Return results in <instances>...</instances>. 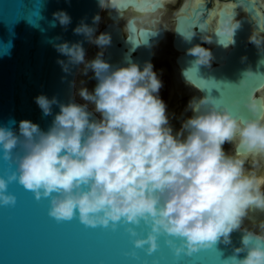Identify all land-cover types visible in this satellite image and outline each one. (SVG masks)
Listing matches in <instances>:
<instances>
[{
	"label": "clouds",
	"instance_id": "obj_1",
	"mask_svg": "<svg viewBox=\"0 0 264 264\" xmlns=\"http://www.w3.org/2000/svg\"><path fill=\"white\" fill-rule=\"evenodd\" d=\"M98 5L117 10L119 0ZM52 15L53 26L71 23L63 9ZM100 19L98 13L92 24L82 18L72 29L100 49L94 58L86 59L82 41L53 43L66 57L57 59L61 70L82 65L81 74L91 71L94 87L81 80L67 103L34 97L45 116L53 115V105L59 108L47 130L26 119L15 128L0 125V159L7 164L0 206L16 204L8 190L15 183L37 201L47 199V214L57 222L76 218L85 227H122L132 245L125 256L137 257V250L151 255L161 238L176 258L231 244V233L241 229L249 211H264V119L256 117V103L246 100L251 116L240 118L211 95L193 97L185 108L191 115L174 129L159 95L163 82L150 61L111 65L103 59L111 36L97 34ZM239 26L228 17L218 31L232 36ZM248 40L264 52V34L254 31ZM187 53L195 65L209 66L213 59L201 44ZM225 144L234 146L231 153ZM258 227L242 230L224 264H264V221Z\"/></svg>",
	"mask_w": 264,
	"mask_h": 264
},
{
	"label": "water",
	"instance_id": "obj_2",
	"mask_svg": "<svg viewBox=\"0 0 264 264\" xmlns=\"http://www.w3.org/2000/svg\"><path fill=\"white\" fill-rule=\"evenodd\" d=\"M234 2L226 6L230 12L226 7L220 10L211 32L206 15L208 5L200 3L187 16L177 18L173 42L181 54L170 59L169 65L187 94L184 113L190 112L185 111L190 99L211 95L240 118L251 116L244 107L250 99L257 105L256 117L264 119V52L248 40L254 31L264 33V17L257 9V0ZM162 5V0H119L118 9L107 12L103 23L98 0H0V125L15 128L26 119L47 130L59 108L53 105V115L45 116L34 97L45 94L67 103L75 92L72 81H76L83 67L73 66L70 73L63 72L57 59L66 57L56 51L53 43L82 41L85 56L89 50H100L84 40L82 34L72 31L82 18L92 24V17L100 15L97 34L106 32L111 36L103 55L108 63L120 65L130 61L142 66L150 61L155 70L156 52L165 38L164 28L151 26L142 21V16L127 15L125 11L133 8L139 13H154ZM60 9L71 17L66 29L59 23L53 26L52 13ZM236 9L245 15L240 16ZM228 17L240 23L232 36L218 31L219 22ZM192 32L195 35L188 39ZM195 44L211 50L213 59L209 66L194 64L195 57L187 49ZM91 76L89 72L84 77L93 88L96 82ZM241 79L243 84L239 83ZM181 84L191 85L193 93ZM6 168V162L0 159V175ZM8 190L17 200L14 206H0V264H224L233 254V247L239 246L245 229L241 226L231 233V244L217 243L214 249L191 256L174 257L163 238L161 247L151 255L137 250V257L125 256L132 245L122 227L117 231L85 227L76 218L57 222L47 214V199L37 201L30 191L15 183ZM260 213L264 216V211Z\"/></svg>",
	"mask_w": 264,
	"mask_h": 264
},
{
	"label": "flooded vegetation",
	"instance_id": "obj_3",
	"mask_svg": "<svg viewBox=\"0 0 264 264\" xmlns=\"http://www.w3.org/2000/svg\"><path fill=\"white\" fill-rule=\"evenodd\" d=\"M255 1V0H253ZM258 2V11L262 17H264V0H257ZM162 7H160L156 12L154 13H139L133 8H129L125 11L127 15L132 13V16H142V21L150 24L151 26L155 25L156 28L163 27L165 38L161 42V44L158 47V50L156 52V59H175L179 54H181V51H179L177 48L174 47V32H175V25L177 22V18L179 16H187L188 13H190L191 9L193 7H197L200 3L202 5H208V11L206 12L207 15V21L209 22V30L212 31L213 26L217 23L219 12L224 7L235 4L234 0H162ZM132 9V12L130 11ZM111 9H104L103 10V23L106 21V15L107 12H109ZM225 10L227 12H230L231 10L226 7ZM240 16L245 15L244 11L237 10ZM236 20V18H234ZM261 34H264L263 32H260ZM207 44V42H205ZM158 71L157 69L155 70ZM187 100V99H186ZM184 107V105H183ZM184 112V110H183ZM190 113V112H188ZM191 115V113H190ZM228 149H226V152L231 153L233 150V145H228ZM264 171V167L261 169ZM253 211H249V216H247L242 224L243 227L254 230L256 232L259 231V223L261 221L252 220L250 217L252 215ZM256 215V214H255Z\"/></svg>",
	"mask_w": 264,
	"mask_h": 264
},
{
	"label": "rangeland",
	"instance_id": "obj_4",
	"mask_svg": "<svg viewBox=\"0 0 264 264\" xmlns=\"http://www.w3.org/2000/svg\"><path fill=\"white\" fill-rule=\"evenodd\" d=\"M169 61L170 60L161 58L157 60V74L163 82V87L160 89L159 95L167 105L170 123L174 129H178L180 126V120L189 116L190 113L183 112V105L186 102L187 94L177 83L173 70L169 65ZM76 98L79 99L78 96H76ZM89 106L91 107V105ZM228 145L230 146V144L224 145L225 150L229 148Z\"/></svg>",
	"mask_w": 264,
	"mask_h": 264
},
{
	"label": "bare ground",
	"instance_id": "obj_5",
	"mask_svg": "<svg viewBox=\"0 0 264 264\" xmlns=\"http://www.w3.org/2000/svg\"><path fill=\"white\" fill-rule=\"evenodd\" d=\"M94 52V53H93ZM90 54H93L94 55V57L96 56V54H97V51H92L91 52V50H89V52H88V54H87V56H86V59H91L90 58ZM94 57H92V58H94ZM178 68L176 67V70H177ZM89 72H91V71H89ZM92 74V73H91ZM81 80H83L84 81V85L83 86H86V87H88L90 90L92 89L91 87H89L88 86V84L86 83V80H85V77H84V75L83 74H81V72L79 71V74L77 75V77H76V88H75V91L79 88V87H81V85H80V81ZM96 82V81H95ZM182 85V87H184V88H186V90L188 91V93H193V87L191 86V85H183V84H181ZM77 99V98H76ZM77 100H79V99H77ZM80 101V100H79ZM82 102V101H81ZM90 107V106H89ZM91 108V107H90ZM252 211H253V213H252V215L250 216L251 218H252V220H255V221H257L258 219L260 220V221H264V216H262V214L260 213L262 210H255V209H252ZM256 214V215H255ZM249 216V215H248Z\"/></svg>",
	"mask_w": 264,
	"mask_h": 264
},
{
	"label": "trees",
	"instance_id": "obj_6",
	"mask_svg": "<svg viewBox=\"0 0 264 264\" xmlns=\"http://www.w3.org/2000/svg\"><path fill=\"white\" fill-rule=\"evenodd\" d=\"M156 69H157V65H156V67H155V70H156ZM155 70H154V71H155Z\"/></svg>",
	"mask_w": 264,
	"mask_h": 264
}]
</instances>
